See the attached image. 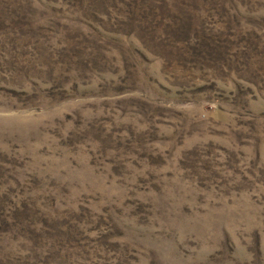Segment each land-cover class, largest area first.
<instances>
[{
	"label": "rangeland",
	"instance_id": "374dc122",
	"mask_svg": "<svg viewBox=\"0 0 264 264\" xmlns=\"http://www.w3.org/2000/svg\"><path fill=\"white\" fill-rule=\"evenodd\" d=\"M0 264H264V0H0Z\"/></svg>",
	"mask_w": 264,
	"mask_h": 264
}]
</instances>
